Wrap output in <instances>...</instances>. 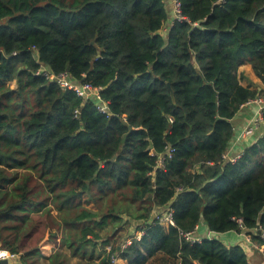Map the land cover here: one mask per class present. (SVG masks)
<instances>
[{"label": "trees", "instance_id": "1", "mask_svg": "<svg viewBox=\"0 0 264 264\" xmlns=\"http://www.w3.org/2000/svg\"><path fill=\"white\" fill-rule=\"evenodd\" d=\"M179 3L168 26L167 0H0V245L20 264H67L65 249L90 264L88 245L131 207L142 236L98 264H250L241 246L180 237L200 225L264 247V132L225 159L236 115L264 94L238 76L249 64L264 84V0ZM42 66L101 88L111 116ZM168 208L166 230L152 214Z\"/></svg>", "mask_w": 264, "mask_h": 264}, {"label": "crops", "instance_id": "2", "mask_svg": "<svg viewBox=\"0 0 264 264\" xmlns=\"http://www.w3.org/2000/svg\"><path fill=\"white\" fill-rule=\"evenodd\" d=\"M168 6H167V13H168V22L167 25L169 26L172 23V20L174 19L173 17V11H172V5H171V0H167ZM238 76L240 78V83L246 87V86H250L251 89H258L261 90L264 88V84L261 82V80H259L253 73L251 67L249 64H245L243 66H241L238 69ZM247 80H246V78ZM12 88H16V84L15 82H13L11 84ZM256 115V109L253 106H249V107H244L241 108V111L236 115L234 122V127L235 130L238 132H241L243 130V128L247 125V123L249 122V120L254 117ZM264 132V123L260 126V128L258 129L257 133L255 134L256 136L259 134L261 135ZM240 134V133H239ZM240 142V143H239ZM248 140H244V141H232L228 152L225 155V159L227 161H230L231 158H237L242 154L243 148L245 147V145L247 144ZM163 213V212H162ZM159 210H155L154 213L152 214V218H155L158 214L161 215L162 214ZM162 217V216H161ZM164 228L167 230L169 227L166 224H163ZM107 230V229H106ZM140 233V234H139ZM139 233H135L134 236L141 237L142 236V232ZM199 235L202 238H210V239H217L219 241H221L222 243H224L226 246H241L245 249L249 263L250 264H255V261L258 259H262L264 258V247L260 248L257 246V244L255 242L252 241V239H250L249 241L246 240V233L245 232H237V231H231V232H227V233H221V234H216V233H210V231L208 230V228L205 225H200L199 228ZM130 236V235H129ZM124 237L121 239V242L125 239L124 243H126L127 241H131L130 237ZM111 242V241H110ZM98 245L96 247H93V249H91V251L89 250V248L91 246H94V241H92L91 245H88L87 251L88 253H92L93 254V262L95 260H97L96 262L99 263L100 258L99 255H101L102 250L101 248H103V246L101 247V245L99 244V242H97ZM123 243V244H124ZM122 244V245H123ZM110 246H112V244L110 245H105L103 251L105 252H109L110 250ZM65 254H66V262L67 264H77L79 261L76 257H72L71 253L68 249L64 250ZM44 254H42L44 257H47L48 255L51 254L50 251H46L43 252ZM95 255H96V259H95ZM161 256V255H156L154 256L147 264H150L151 261L155 260L156 257ZM161 257H164L163 255ZM165 258V257H164ZM40 260H44V259H40ZM81 262H86L84 259H80ZM46 261V260H44ZM48 263V261H46ZM179 261H176V264ZM17 264H20V260L16 262ZM114 264H127L126 261L120 259V258H116Z\"/></svg>", "mask_w": 264, "mask_h": 264}, {"label": "built area", "instance_id": "3", "mask_svg": "<svg viewBox=\"0 0 264 264\" xmlns=\"http://www.w3.org/2000/svg\"><path fill=\"white\" fill-rule=\"evenodd\" d=\"M171 2L176 12V16H175L176 19L179 21L183 20V18L179 15L180 6L178 3V0H171ZM36 75L44 77L49 82H55L62 88L70 89L74 91L76 95L82 98L84 101H88L89 99H94L96 102V108H97L98 113L106 117L111 116L107 102H105L101 97V94H100L101 88L94 87L90 83H81V84L78 82L74 83V81L71 80L67 72H62L60 74H54L53 72H50L49 69L43 66L38 69V71L36 72ZM245 105L248 107L249 106L255 107L256 115L249 120L247 125L240 132V139H246V138L251 137L254 134L255 130L258 129L259 126L264 122V94L257 96L253 99H250ZM76 115H78L77 111H76ZM173 152H174L173 149H169L167 150L166 153L160 155L158 157V165L162 166L165 160L171 158ZM236 159L237 158H231L230 162H234ZM156 217L158 221L160 222V224H166L168 227L174 226V222L172 220V211L170 208L166 209L161 215L158 214ZM259 230H261V228H257L256 231L259 232ZM261 234H263V239H264V232H262V230H261ZM180 237L184 241L190 244H199L204 239L210 240V238H202L199 235V232L197 231V227H195V229L190 232H181ZM113 259H114L113 261H115L116 258H113ZM19 260H20L19 253H14V252H11L10 250L3 249L0 245V262L8 261L9 263H14Z\"/></svg>", "mask_w": 264, "mask_h": 264}, {"label": "rangeland", "instance_id": "4", "mask_svg": "<svg viewBox=\"0 0 264 264\" xmlns=\"http://www.w3.org/2000/svg\"><path fill=\"white\" fill-rule=\"evenodd\" d=\"M246 80H247V78H246ZM85 207L88 208V209L91 208L93 210H96L95 208H93L92 205H87ZM135 210H136L135 207H133V208L131 207L129 209V212L127 214L120 215L121 218H122V221L120 223V226H117L116 227L117 229L114 230L113 227H108L107 230H104V231H102V232L99 233L101 239L98 242L101 245V247L103 246V248H101L102 252H103V249L105 247V245H102V244H103V241H105L106 238L109 239V240H111L110 245L111 244L112 245H114V244L115 245H120L124 241L123 240L121 242V239L122 238L128 237L129 235H135V233H136L135 232V228L137 227L138 224H140L139 221H136V220L131 219V217L134 216ZM52 216L53 217L50 218V222H48V226L49 227H53V229H51V231L53 233H55L56 237H57V234H58V238H56V239L59 241L60 238H61L62 230L58 231L56 224L53 223V221L55 222L58 219L57 218V215L55 213H52ZM39 218L40 217H36L35 219L37 221H42ZM56 239L55 240L54 239H51L50 240L49 237L47 236V242L48 243H51L52 246H56L58 244V241H56ZM126 243H124L123 245H125ZM93 245L94 246H91L89 248L90 251H91V249H93V247H96L98 245V243H94ZM96 261L97 260H95L94 262L92 261V262H90V264H98ZM38 264H48V263L46 261H44V260H38ZM82 264H86V262H82ZM150 264H171V262L163 261V258L161 256H158V257H156L155 260L151 261ZM255 264H264V258H263V260L262 259H258V261L256 260L255 261Z\"/></svg>", "mask_w": 264, "mask_h": 264}, {"label": "bare ground", "instance_id": "5", "mask_svg": "<svg viewBox=\"0 0 264 264\" xmlns=\"http://www.w3.org/2000/svg\"><path fill=\"white\" fill-rule=\"evenodd\" d=\"M178 3H179V0H178ZM171 5H172L173 16H176V12H175V10H174V6H173L172 2H171ZM179 6H180V3H179ZM179 15H180V9H179ZM71 80H72V79H71ZM263 123H264V122H263ZM263 123H262V124H263ZM262 124H261V125H262ZM261 125H260V126H261ZM260 126H259V128H260ZM259 128H258V129H259ZM258 129L255 130V132H254L253 135H255V134L257 133ZM253 135H252V136H253ZM249 138H250V137H249ZM247 139H248V138H246V139H240V134H239L238 140H240V141H244V140H247ZM237 158H239V157H237ZM156 218H157V217H156ZM240 228H242V226H240ZM256 230H257V229H256ZM256 230H255V232L257 233V235H258L262 240H264V239H263V234H261V230H259V232H257ZM197 231H198V227H197ZM262 232H263V231H262ZM260 234H261V236H260ZM245 237H246V240H247V241H249V240L251 239V236H250V235H246ZM210 240H211V239H210ZM128 244H129V241H128L125 245L122 246V249H124Z\"/></svg>", "mask_w": 264, "mask_h": 264}, {"label": "water", "instance_id": "6", "mask_svg": "<svg viewBox=\"0 0 264 264\" xmlns=\"http://www.w3.org/2000/svg\"><path fill=\"white\" fill-rule=\"evenodd\" d=\"M0 264H12V263H9L8 261H1Z\"/></svg>", "mask_w": 264, "mask_h": 264}]
</instances>
